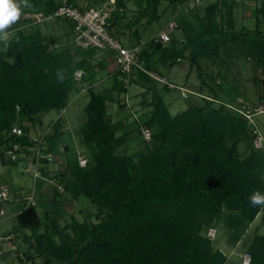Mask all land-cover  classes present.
I'll return each mask as SVG.
<instances>
[{
    "label": "trees",
    "instance_id": "obj_1",
    "mask_svg": "<svg viewBox=\"0 0 264 264\" xmlns=\"http://www.w3.org/2000/svg\"><path fill=\"white\" fill-rule=\"evenodd\" d=\"M102 1L95 0L85 6L77 0H66V3L83 8L99 6ZM133 1L137 6L134 17L123 22L125 14L120 10L126 8V2L115 0L109 30L119 40L124 35L120 26L130 30V39L134 40L130 47L139 46L138 62L147 70L163 76L157 64L172 67L187 60L186 76L194 69L200 84L208 86L199 59L219 57L229 43L244 45L245 55L264 65V1L257 9L251 31L235 29L233 9L237 3L234 0L210 1L204 5L202 15L194 1L192 9L182 10L191 21L178 9L186 0ZM161 2H167L182 14L174 17L182 37L175 38L174 30L170 32V40L162 44L155 40L160 30L141 44V22L144 20L147 25L158 19ZM62 3V0H43V20ZM21 12L20 21L37 23L36 19L25 17L22 9ZM57 19H62L66 26L61 38L56 34L45 35L37 26L28 30L20 27L10 38L8 50H0V160L6 164L19 161V157L10 159L5 154L14 143L35 147L37 141L29 134L25 122L32 126L42 122L50 110L66 107L69 96L81 90L80 81L89 82L85 118L76 130L79 145L76 150L72 149V161H65L57 176L43 167L38 170L39 164L51 162L58 153L64 122L57 118L51 123V131L43 137L42 152L50 156L39 160L37 170L39 178L56 182L53 200L61 193L74 200L81 196L96 208V221L86 223L72 216L68 223L61 225L57 201L55 204L49 201V208L40 216L33 201L27 204L25 199L23 208L15 215L16 225L8 233L13 234V239L20 233L26 246L22 252L17 251L19 261H28V264L36 259L40 260L39 264H225L226 255L215 249L203 232L222 221L233 246L263 211L264 205L252 206L249 202L254 191L264 194V139L260 147L253 143L257 127L242 114L244 109L234 108L239 113L230 116L223 104L214 106L215 91L209 86L213 96L186 88L191 91L186 98L199 96L205 103L189 105L172 115L160 88L155 86L159 81L136 67L127 83L125 76L116 70L113 73L116 87L104 92L95 90L91 83L97 70L105 69L106 55L108 59L115 53L108 49L76 47L73 22ZM3 47L0 42V49ZM100 52L107 54L96 61V66L93 60ZM76 70L83 72L79 82L74 79ZM58 71L64 76L62 82L57 78ZM124 82H134L151 92L146 101L149 109L143 113L142 122L133 121L136 124L130 129L144 144L143 149L135 152L137 159L116 154L127 135L118 132L126 127L125 120L130 114H124L118 121L108 117V101L115 100L112 91H128ZM162 88L171 89L164 83ZM14 123L21 126L22 135L9 133ZM143 128L150 131L149 139L144 137ZM248 132L251 147L242 156L238 146ZM79 148L86 156L85 166H80L76 159ZM67 150L63 152L67 154ZM25 229L30 233H25ZM247 251L251 254L250 264H264V234H255Z\"/></svg>",
    "mask_w": 264,
    "mask_h": 264
},
{
    "label": "rangeland",
    "instance_id": "obj_2",
    "mask_svg": "<svg viewBox=\"0 0 264 264\" xmlns=\"http://www.w3.org/2000/svg\"><path fill=\"white\" fill-rule=\"evenodd\" d=\"M42 1L43 0H28V3L31 5L30 7L21 5V9L25 11V16L30 17L31 20L36 19L37 23L29 24V22L23 23L18 20L7 29L10 33V38L14 36L17 29L20 27L28 30L29 28H35L36 26L41 29L42 33L45 35L56 34L60 36V38L62 37L63 30L60 29L59 26L64 21L62 19L43 20L41 13ZM77 1L79 5L85 6L89 3H93L95 0ZM194 1L197 3L195 4L197 5L195 7L199 9L198 13L202 15L204 5L215 0H186L185 3L178 7V9L181 11L186 7H188V9H192ZM234 1L237 3L233 9L235 29L251 31L254 28L255 21L257 19V9L264 0ZM125 2L126 9L123 11L125 14L123 22L128 19H132L134 17L133 12L137 9L133 0H125ZM100 3H98L99 6L106 5L114 7L115 0H103L102 3ZM199 3L201 4L198 5ZM179 10H177V8L172 9L167 2H161L159 6V12L161 13L160 17L147 25L144 20L141 22V27H143L141 29V44L145 43L160 30H165L168 21L172 17L179 18V16L182 15L181 13L178 14L177 11ZM182 12L184 18L191 21L189 15L186 14L185 11ZM182 19L179 20L181 26L184 25ZM64 29H66V26ZM119 29H121V33L124 34V38L120 37L121 43L127 47L134 44L133 39H127L130 37L126 34L127 28L120 26ZM172 34L177 39L182 37L181 29H176ZM95 59L93 60L94 64L98 60ZM199 61L208 86L215 91V100L213 101L214 106L217 107L218 105L223 104L225 109L229 110L230 116H236L239 113L235 111L234 108L237 110L241 108L242 110L248 109L251 111L254 115L251 117L250 122H253L255 127H257V136H259L254 139L253 143L255 146H257V143L258 145H260L259 143L262 144L260 139H264V65H258L253 58L246 56L244 52V45H237L235 43H229L221 51L219 57L200 58ZM157 67L160 69L167 81L175 85V88L163 90L162 83L155 82L156 88H160L163 100L167 104L169 112L172 115L181 112L189 105H203L205 103L204 98L199 96L189 95L188 98L182 97L179 89L180 86L190 88L193 91H198L202 95L213 96L209 91L208 86L200 84L194 69H192L189 75L186 76L188 71L187 60H182L179 63L174 64L172 67L167 65L160 66V64H157ZM97 71L98 72L91 83L95 90L104 92L106 89H111L113 86L116 87V84L114 83V76H109L110 74H113L112 69L109 71L99 68ZM127 78L125 81L126 83L128 82ZM126 83L125 85L128 90L126 93L112 91L115 100L108 101V117L112 121H118V119L124 116V114H130L125 120L126 127L118 132L119 134L126 132L127 135L124 142L117 148L116 154L125 157L127 155L133 156V159H137L135 152L139 149H143L144 144L141 142V138L137 136V133H135V131H131L130 129L136 124H133V121L139 120L142 122L143 113L149 109L146 105V101L147 98H150L149 96L151 92L146 91L134 82H130L129 84ZM80 84L81 87L79 88H81V90L73 92L69 96L66 107L61 110H50L43 116L42 122H36L33 126L31 123L25 122V124L28 125V129H30L29 134L35 140L39 139L41 132H45L46 134L51 131V123L55 119L61 118L64 122L58 153L53 156L54 160L52 159L51 163L49 162L38 165V170L41 167L44 169L46 168L51 174H53V176L62 170V165H65V161H72V149L77 148L79 145L76 130L85 118L84 106L89 98L86 92V87L90 83L87 81H80ZM128 130H130V132H127ZM249 134L250 132L242 137L238 146L239 152L242 156H245L251 147V138ZM66 145L71 149L67 150L65 148L67 147ZM64 150H67V152L65 151L67 154L63 152ZM18 157L19 160L23 158L26 162L24 163L19 161L18 163L21 164L15 166L12 164H2L3 162L0 160V190L3 185L10 189L9 202L5 203L0 200L3 205L0 211V237H4L6 231L11 230L16 225V212L23 208L25 199L27 200L31 197L33 205L40 216H43L45 210L49 208V201H54L52 196L53 188L56 182H48L49 184L46 182L41 183V181L37 179L38 183L36 182L37 184H35L36 178L32 175H34L37 171L36 166H34V159L31 158V153L25 152ZM24 166L26 167L24 168ZM43 183L44 186L42 185ZM14 186H19V188L15 190ZM44 188H48L49 191L47 193L42 192ZM55 201H57V210L61 213V218L59 219L61 225L68 223L72 216L78 221H84L86 223L96 221V218L94 217L96 208L93 204H90L87 199L81 196L74 200L65 193H61L57 195ZM211 229L215 232L214 239H211L214 244L213 247L215 249H220L226 255L227 260L225 264H241V255L248 250L249 244L254 238V235L264 234V209L257 215L255 220L249 224L240 240L233 246L230 245V237L222 221H219L215 227H210L205 230L203 234L207 235L208 231ZM40 230H42V228H40ZM24 232L30 233V230L25 229ZM20 235L21 234L18 233L17 238L14 240V242L18 245V252H22L26 248ZM7 242L4 240L0 241V248L5 249V257L3 258V262L0 264H21L16 258V255L18 254V252H15L16 248H12L10 242ZM28 263V261L23 262V264ZM39 263V259H36L33 262V264Z\"/></svg>",
    "mask_w": 264,
    "mask_h": 264
},
{
    "label": "built area",
    "instance_id": "obj_3",
    "mask_svg": "<svg viewBox=\"0 0 264 264\" xmlns=\"http://www.w3.org/2000/svg\"><path fill=\"white\" fill-rule=\"evenodd\" d=\"M62 5L59 6L53 13L47 16L46 19L52 20L56 18H65L71 20L74 25V36L73 43L76 47L80 49H88L89 47L99 48V49H108L113 51L115 63L117 65V70L124 75V80L126 81L127 77H130L133 74L134 68H138L148 74L152 79L157 80L161 83L168 84L171 88L175 87L172 83L167 81V79L159 75L155 71L147 70L141 62H138V52L139 46L126 47L124 46L118 37L110 33V15L111 11L114 9L113 6H90V7H80L77 5H72L66 3V0H62ZM114 2V1H113ZM40 18V17H39ZM178 24L174 17H172L168 23L165 30L160 31L157 34L156 41H160L162 44L167 43L170 40V32L176 30ZM82 70H76L74 73V79L79 82L82 78ZM129 79V78H127ZM181 91V96L186 98L187 95L191 92L189 89L179 87ZM242 114L245 115L251 121V117L254 115L248 109H244ZM10 134L15 136H20L23 134V130L18 123H14L10 128ZM142 133L146 139L150 138V131L146 128L142 129ZM44 133L40 134L39 139L36 140L37 144L35 147L30 146H20L18 143H14L10 149L5 150V154L10 159H16L18 156L25 153L27 149L31 153V158L34 159V166H36V173L34 177L40 176L37 165L39 160L43 158H48L50 155L43 153V143H44ZM259 136H257L258 138ZM263 141V138L260 139ZM257 143V147H260L262 144ZM19 152H16V151ZM76 159L80 166H85L87 159L85 154L79 148L76 154ZM10 189L6 186H3L0 190V200L6 202L9 199ZM58 190H61V187L58 186ZM1 202V203H2ZM31 197L27 199V204H31ZM1 211V209H0ZM210 239H214L215 232L214 230H209L207 233ZM13 238V234H7L4 237H0V241H10ZM12 247V246H11ZM14 247V246H13ZM251 254L246 251L241 255V264H250Z\"/></svg>",
    "mask_w": 264,
    "mask_h": 264
},
{
    "label": "clouds",
    "instance_id": "obj_4",
    "mask_svg": "<svg viewBox=\"0 0 264 264\" xmlns=\"http://www.w3.org/2000/svg\"><path fill=\"white\" fill-rule=\"evenodd\" d=\"M21 5L30 7L28 0H0V42H3L2 51H7L9 47L10 33L7 31L11 25L15 24L22 17ZM57 78L63 81L62 72L58 71ZM249 202L252 206L264 205V194L260 191H254L249 196Z\"/></svg>",
    "mask_w": 264,
    "mask_h": 264
},
{
    "label": "crops",
    "instance_id": "obj_5",
    "mask_svg": "<svg viewBox=\"0 0 264 264\" xmlns=\"http://www.w3.org/2000/svg\"><path fill=\"white\" fill-rule=\"evenodd\" d=\"M126 9V8H125ZM124 11V8L122 9L121 8V10H120V13H122ZM124 13V12H123ZM127 21V20H126ZM126 21H124V22H126ZM64 27H65V24L63 25V24H61L60 26H59V28L60 29H62L64 32H66V29H64ZM62 31V33H64ZM129 32H130V30L129 29H127V36H129ZM123 38H124V36H123ZM128 40L130 39V37L129 38H127ZM133 45V44H132ZM107 54V52L105 53V52H100V53H98L97 55H96V59H102L103 58V55H106ZM105 63H106V70H113V73L114 72H116V70H117V65H116V63H115V60H114V57H108V59H107V55H106V59H105ZM114 76L113 74H110L109 76ZM97 83V82H96ZM88 87V86H87ZM86 87V88H87ZM67 146V145H66ZM66 149H68V146L67 147H65ZM2 161V160H1ZM19 161H21V162H26V160L25 159H23V158H21ZM19 161H17L16 163H14V164H12V165H15V166H17V165H20L21 163H18ZM51 163V162H50ZM2 164H6L5 162H3ZM26 166H24V168H25ZM26 170V169H25ZM32 175V174H31ZM33 176V175H32ZM34 177V176H33ZM34 178H36V181H35V184H37L38 183V180H40L41 181V183L42 182H46V183H48V182H52V180H50L49 178H39V177H34ZM38 179V180H37ZM37 182V183H36ZM49 184V183H48ZM19 185V184H18ZM43 186H44V183L42 184ZM4 186V185H3ZM15 188V190L17 189V188H19V186H14ZM49 190H48V188H44V190L42 191V192H48ZM10 195V194H9ZM9 202V199H8V201H6L5 203H8ZM2 207H3V205H2ZM2 207H1V209H2ZM20 211V210H19ZM19 211H17L16 213H18ZM261 213V212H260ZM259 213V214H260ZM11 230H8V231H6V234H8L9 232H10ZM5 234V235H6ZM17 238V237H16ZM16 238H12L9 242H10V244H11V246H12V248H13V246L16 248L17 247V249H18V245H17V243H15L14 242V240L16 239ZM8 243V242H7ZM12 250V249H11ZM18 250H16L15 252H17ZM4 252H5V249H1L0 248V263H2L3 262V258L5 257V255H4ZM17 256V255H16ZM18 260H19V258L18 257H16ZM20 263H21V261H20ZM21 264H23V263H21Z\"/></svg>",
    "mask_w": 264,
    "mask_h": 264
},
{
    "label": "water",
    "instance_id": "obj_6",
    "mask_svg": "<svg viewBox=\"0 0 264 264\" xmlns=\"http://www.w3.org/2000/svg\"><path fill=\"white\" fill-rule=\"evenodd\" d=\"M25 17H27V16H25ZM55 202H56L55 200L54 201L50 200V203H52V204H55ZM1 207H2V203L0 202V209H1Z\"/></svg>",
    "mask_w": 264,
    "mask_h": 264
}]
</instances>
